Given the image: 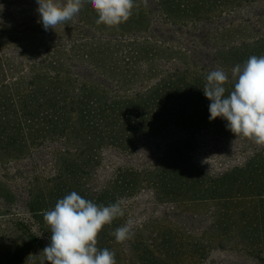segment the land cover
<instances>
[{
    "label": "rangeland",
    "instance_id": "obj_1",
    "mask_svg": "<svg viewBox=\"0 0 264 264\" xmlns=\"http://www.w3.org/2000/svg\"><path fill=\"white\" fill-rule=\"evenodd\" d=\"M135 3L139 5L137 14L118 27L97 25L98 14L85 3L71 25L55 31L45 30L38 23L37 0H0V90H10L9 95L14 96L62 77L77 88L84 85L110 98H122L150 89L161 77H193L201 72L207 75L216 69L224 70L229 75L225 85L234 87L233 61L227 44L264 38V0H251L240 8L196 22L167 14L157 0H148L147 7L144 0ZM138 20L140 26L136 27ZM172 133L160 130L141 134L147 138L131 155L108 149L102 152V158L96 155L84 171L69 168L74 164L79 168V163L83 166L82 162L72 161L80 149L74 134L68 139L60 136L39 141L32 147L31 142L27 146L24 137L14 146V140L10 145L0 137L2 264H40V252L50 237L36 227L31 234L32 200L53 208L56 202L50 195H55L57 188H68L61 185L63 178L66 181L79 173L85 176L81 183L71 184L62 195L76 191L96 203L100 188L121 168H132L140 184L132 197L124 196L125 215L110 226L114 231L131 220L134 236L123 243L110 235L105 239L103 248L116 253L117 264H264V254L250 246L258 241L248 239L241 227L238 230L242 234L235 231L230 237H220L214 227L212 206L207 195L200 192L205 187L186 194L180 189L179 178L171 182L166 179L169 165H183L179 161L183 153L185 165L193 169L195 181L202 185L210 174H220L246 162L264 146L216 129L198 133L186 145H175L178 142L172 140ZM177 147H185V151L178 152ZM167 157L170 159L163 161ZM40 233L43 234L37 236ZM213 233L217 239L211 243ZM38 244H42L41 249Z\"/></svg>",
    "mask_w": 264,
    "mask_h": 264
},
{
    "label": "trees",
    "instance_id": "obj_2",
    "mask_svg": "<svg viewBox=\"0 0 264 264\" xmlns=\"http://www.w3.org/2000/svg\"><path fill=\"white\" fill-rule=\"evenodd\" d=\"M157 1L167 14L196 22L215 13L222 14L240 8L251 0ZM136 12L134 8L133 14H137ZM130 21L134 24L135 16ZM138 26H140L139 20L136 23V27ZM250 42L232 41V44H227L226 48H230V57L233 61L231 68L243 64L252 55H264V38ZM206 76L201 72L193 77L168 76L166 79L161 77L155 80L156 85L150 89L122 98H110L105 92L84 85L82 88H77V85H71L67 78L62 77L31 87L30 92H17L14 96L9 95L10 90L7 92V89H1L0 137L7 142L14 140L13 145L10 141L12 146L19 143L20 137H24L27 146L31 142L32 147L39 141L60 136L68 139L74 134L77 136L76 141H79L80 149L79 155L74 156L72 161L82 162L83 166L79 163V168H76L75 164L69 168L73 171L76 169L84 171L92 165L96 155L102 158V152L108 149L124 150L131 155L133 150L137 149L138 143L147 138H143L141 134L151 135L160 130H168L173 132L172 140L175 138L178 142L175 145H186L189 138L204 130L216 129L219 133L231 134L232 132L226 127L228 123L226 120L220 117L215 120L209 119L211 101L203 92ZM224 86L227 90L226 95L234 88ZM8 133L11 137L7 135ZM176 150L183 153L185 147H177ZM184 157L183 153L179 158L183 165L175 168L169 165L170 173L167 174L166 179L171 182L173 178H179L180 189L186 194H192L194 188L205 187L200 192L207 195L206 200L212 206L214 227L220 237L225 239L235 231L242 234L238 230L241 227L248 239L258 241L257 244L250 246L264 254V150L225 172L210 174L202 185L199 181H195L196 174L190 166L185 165ZM169 159L170 157H167L163 161ZM184 167L187 169H183ZM131 170L132 168L118 169L110 182L100 188L96 203L107 206L126 198L125 195L128 198L132 197L140 183ZM78 175L79 173L72 174L66 181L62 177L61 185L66 184L68 188L55 189V195L51 194L50 199L54 201L55 198L57 202L65 196L62 195L64 190L69 191L71 184L76 182L80 184L81 178L85 176ZM42 203L39 200L31 202V226H33L31 234L36 227L45 233V236L50 237V229L42 213L51 208L43 207ZM112 225V223L105 225L98 235V242L102 241L101 249L106 245L105 239L108 235L114 238L111 235ZM216 236L215 233L211 235V243L217 239ZM243 236L240 237L241 240L244 239ZM37 239L38 237L34 241ZM41 245L38 244L40 249ZM14 251L20 253L17 249ZM156 255L159 256L157 252Z\"/></svg>",
    "mask_w": 264,
    "mask_h": 264
},
{
    "label": "clouds",
    "instance_id": "obj_3",
    "mask_svg": "<svg viewBox=\"0 0 264 264\" xmlns=\"http://www.w3.org/2000/svg\"><path fill=\"white\" fill-rule=\"evenodd\" d=\"M85 3L98 14L96 24L118 27L127 22L138 7L135 0H37L38 23L45 30L71 25ZM148 0H144L147 7ZM235 79L233 90L226 93L229 75L222 69L210 71L203 86L204 95L211 101L210 120L223 118L226 127L236 136L251 139L264 146V55L250 56L231 70ZM124 201L107 206L85 199L76 191L60 198L53 208L42 213L50 229V242L41 253L40 264H117L116 253L97 246L98 235L105 225L123 217ZM133 221L128 220L111 235L119 243L134 236ZM43 233L38 234L41 236Z\"/></svg>",
    "mask_w": 264,
    "mask_h": 264
}]
</instances>
